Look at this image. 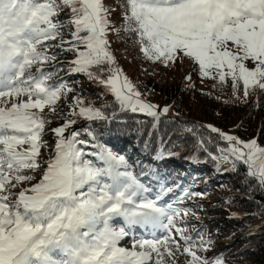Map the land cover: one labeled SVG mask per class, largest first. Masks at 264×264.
Segmentation results:
<instances>
[{
    "label": "snow or ice",
    "instance_id": "snow-or-ice-1",
    "mask_svg": "<svg viewBox=\"0 0 264 264\" xmlns=\"http://www.w3.org/2000/svg\"><path fill=\"white\" fill-rule=\"evenodd\" d=\"M121 6L122 30L135 38L145 59L168 67L178 58H190L202 79L218 78L225 85L230 77L236 99L246 101L252 92H264V0H123ZM65 10L70 13L67 25L56 19ZM109 15L104 0H0V104L5 105L0 106V264H166V256L176 264L173 246L179 252L181 240V254L190 257L187 264H224L222 257L198 255L211 250L210 239L197 233V243L177 226L189 212L161 202L171 187L161 186L149 198L151 190L130 170L126 157L99 143L91 124L111 122L108 106L86 103L81 95L69 105L71 118L52 130L55 155L39 181L12 191L34 179L25 170L41 167L42 136L53 118L45 109L55 113L58 101L74 91L63 78L49 83L64 70L57 66L45 71L44 65L60 54L50 55L51 48L71 53L67 74L85 75L114 98L120 111L151 117L153 129L169 113V106L160 109L142 99L118 66L108 39ZM65 27L72 29L70 40L62 38ZM58 38L57 44L46 43ZM249 61L254 67H248ZM185 79L191 81V76ZM81 119L88 122L84 129L66 136ZM195 127L185 126L184 131L197 137L199 148L207 151L215 139L219 154L209 153L211 158L232 170L245 166L246 176L264 189V146L257 139L244 141L212 125L206 126L205 136ZM23 145L29 147L18 150ZM163 157L161 149L157 158ZM118 218L129 229L138 225L153 237L158 230L167 235L134 239L131 248L121 247L129 231L113 226Z\"/></svg>",
    "mask_w": 264,
    "mask_h": 264
},
{
    "label": "trees",
    "instance_id": "trees-1",
    "mask_svg": "<svg viewBox=\"0 0 264 264\" xmlns=\"http://www.w3.org/2000/svg\"><path fill=\"white\" fill-rule=\"evenodd\" d=\"M121 2L123 0H118V6L123 9ZM56 19L67 25L70 13L65 10ZM71 30L69 27L63 29L64 40L71 39ZM127 38L126 45L132 50V56L140 61L134 71L138 89L148 99L147 102L169 106L170 111L161 116L159 125L153 129L151 117L139 112L120 111L114 98L104 89L91 83L83 74H67V66H64L68 78H71L70 87L76 89L75 96L81 95L86 103L91 102L96 107L108 106L105 111L111 122L91 124L99 143L124 155L134 174L137 172L147 176L169 172L166 179L172 185L203 177L206 186L216 190L222 205L231 212L226 216L215 213L217 208L209 210L213 221H210L208 227L216 235L228 236L232 241L222 244L224 256L229 258L230 264H264V189L258 188L256 182L246 176L243 165L235 170L218 169L219 161L213 160L209 155L219 154L215 139L206 145L207 151H204L198 147L197 137L184 131L185 126H196L194 131L206 136V126L212 125L235 131L242 138H255L264 146V92L256 90L245 101L235 98L232 84L228 82L220 85L217 81L213 85L202 87L197 81L177 79L172 73L168 74V78L161 77V73L156 72V67L161 63L145 59L135 38L128 33ZM53 42L59 43V38ZM52 52L60 53L57 55L61 60L59 63L73 59L71 53H61L59 48H52ZM189 84L194 87H188ZM238 95L243 96L242 82ZM113 113L115 119H111ZM81 124L83 127H80ZM87 124L82 119L78 120L69 131L83 130ZM211 135L216 136L215 133ZM82 138L88 139L86 136ZM219 143L221 147L227 146L224 142ZM161 149L164 157L158 159ZM86 151L91 152L93 149L87 148ZM169 151L176 154L169 156ZM185 165L200 169L190 173ZM210 173L213 175H209ZM257 222L259 225L254 232L245 233Z\"/></svg>",
    "mask_w": 264,
    "mask_h": 264
},
{
    "label": "rangeland",
    "instance_id": "rangeland-1",
    "mask_svg": "<svg viewBox=\"0 0 264 264\" xmlns=\"http://www.w3.org/2000/svg\"><path fill=\"white\" fill-rule=\"evenodd\" d=\"M104 4L107 8L110 9L109 19L111 21V29L108 33V39L111 44V50L116 58L118 66L123 70V73L127 75V77L132 81V83L136 85V81L134 79V71H135V68L139 65L140 61H138V58H134V56H132V50H130L128 46L126 45V42L128 41L127 33H125L122 30V27L124 24V20H123L124 8L123 9L119 8L118 0H104ZM117 30H120V31H117ZM46 43L50 45L57 44V43H54L53 41H48ZM49 50L51 52V53L49 52V54L50 55L53 54L52 48ZM60 61H61L60 59L56 58L55 62L45 64L44 65L45 71H52L56 69L57 66H59L60 68H64V66L68 67V65H66L67 63H59ZM36 67L37 66H33L32 69L30 70L33 74L36 73ZM248 67L249 68L254 67L251 61L248 62ZM156 72L157 74L161 73V77H165V78H168L167 76L169 73H172L175 76H177V79H185L187 76H191V82L197 81L198 84L202 87H208L210 85L215 84L218 81V78L217 79H211V78L202 79L199 73V66L195 64L194 61L190 58H184V59L178 58L175 63L170 64L168 67H165L163 64H161L160 66L156 67ZM213 75H215L214 71H213ZM61 78L67 81L68 85L70 86L69 82L71 78H68L65 70L58 71V74L54 75L52 79L49 81V83L55 84L59 80H61ZM227 82L232 84L230 77L228 78ZM136 88L138 89L137 85H136ZM75 91L76 89H74L73 92L68 93L66 96H63L58 101L56 105L55 113L50 112L48 108L45 109V114L53 118L50 119L49 122L45 124V129H44V133L42 136V140L45 143H44V146L41 148V155L40 157H38V162L40 163L41 167L35 171L25 170L23 174L31 175L34 177V179L28 182H24L19 187L13 189L12 191L14 193H18L22 188H27V187H30L32 184L37 183L39 179L41 178L44 170L47 167L46 162L55 155L54 148H55V143H56V136L52 130L56 127L63 125L66 119H70L68 118L69 116L67 114L69 112V105L73 103V98L75 97ZM139 92L142 94V99L148 101V99L144 98L145 96L141 92V90H139ZM21 99H26V97H21ZM10 104H11V101H9L7 106L10 107ZM152 104L158 105L159 108L164 107L162 104L158 102L156 103L154 102ZM0 106H5V105L0 104ZM80 127H83L82 124L80 125ZM220 129L224 131L225 133L239 137L241 140H244V141L251 140L247 138H242L235 131H228L222 128ZM68 133H70L69 129L65 133V135L67 136ZM259 145L262 146L261 144ZM28 147H29L28 145H23L18 150H24ZM220 166L223 167L221 169L222 171H224L225 169L231 168L229 164H221L219 162L218 168ZM185 167L189 170L190 173H193L195 171L198 172V170L200 169L199 167H193L191 165H185ZM130 170L132 171V167L130 168ZM135 174L137 175L140 182L151 190L149 193H147L149 198H154L155 195L161 190V186L165 188L171 187L173 189V191L171 193H168V195H166L164 197V200L161 202L171 203L174 208L180 209V210L186 209L189 212V214L186 217H184L182 220L178 219L177 226L184 228L185 235L192 236L194 240L197 241V243L199 242V237L197 236V233L203 236L204 239H210L212 241L211 250L207 252L200 251L198 252V255L202 257L206 256L210 259L215 258V257H222L224 264H230L229 258L224 256L225 252H224V247L222 246V244L229 243L232 241H230L228 236L220 237L216 235V233L213 232L212 228H209L208 226L210 225V221H213L211 220L212 217L210 216V212H209L211 208L213 207L217 208L215 210V213H218L221 215L228 216V214L231 212L228 211L224 207V205H222V201L218 197V193L216 192V190H211V188H208V186H206L203 177H200V176L197 178L195 177V179L192 181H184L183 183H180L178 185H172V182L166 179V177H168V175L170 174L169 172H162V173H157V174L147 175V176H142L137 172H135ZM209 175H213V174L210 173ZM183 180H185V178H183ZM185 192L189 193V195L185 196L184 195ZM15 198H16L15 195L11 197V199H15ZM112 224L117 229L119 227H125L126 230L129 231V236L125 237L124 239L120 241L121 247L131 248L134 239L163 238L165 235H167L166 231L158 230L155 234V237H153L151 230L149 229L147 230L138 225L133 226L131 229H129L126 225V222L123 221L122 218H118L114 220ZM258 225H259L258 222L251 225L246 230L245 233L254 232L257 229ZM175 235L177 239H179V234H175ZM184 247H185V244L182 240L180 241L179 252H176L173 246V251L175 252L176 264H187V261L190 259V257H187L186 255L181 254L183 253ZM164 259L166 261V264H173V258L166 256Z\"/></svg>",
    "mask_w": 264,
    "mask_h": 264
},
{
    "label": "bare ground",
    "instance_id": "bare-ground-1",
    "mask_svg": "<svg viewBox=\"0 0 264 264\" xmlns=\"http://www.w3.org/2000/svg\"><path fill=\"white\" fill-rule=\"evenodd\" d=\"M222 168H223V167H222V166H220L218 169H219V170H221ZM147 230H148V229H147Z\"/></svg>",
    "mask_w": 264,
    "mask_h": 264
}]
</instances>
